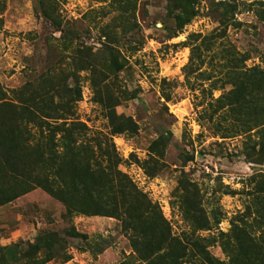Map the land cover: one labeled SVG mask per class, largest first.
I'll return each mask as SVG.
<instances>
[{"label":"rangeland","instance_id":"374dc122","mask_svg":"<svg viewBox=\"0 0 264 264\" xmlns=\"http://www.w3.org/2000/svg\"><path fill=\"white\" fill-rule=\"evenodd\" d=\"M0 84L30 107L15 121L46 162L73 145L119 161L175 235L193 215L209 220L200 235L227 232L264 174V0H0ZM11 186L0 178V264H16L15 244L70 226L86 240L44 264L133 252V230L115 217L67 215L42 187L12 198ZM209 249L225 259L218 242Z\"/></svg>","mask_w":264,"mask_h":264},{"label":"trees","instance_id":"16d2710c","mask_svg":"<svg viewBox=\"0 0 264 264\" xmlns=\"http://www.w3.org/2000/svg\"><path fill=\"white\" fill-rule=\"evenodd\" d=\"M110 62L120 68L114 54ZM32 114L26 104L12 102L0 84V178L12 176L10 196L16 198L33 186H40L61 201L67 215L83 214L115 217L133 230L132 253L118 264H264V174L252 177L253 198L230 222L227 232L202 236L199 230H211L207 218L192 216L191 229L183 236L172 233L168 222L150 199L132 180L109 160L103 165L92 149L73 145L64 151L52 150L46 162L40 142L30 130L16 122L15 115ZM27 121V116L21 118ZM8 120L13 124L8 123ZM70 128L83 124L71 122ZM121 127L115 132H120ZM261 146L264 152V128ZM113 145V144H112ZM89 153V156L87 155ZM109 156V152H105ZM111 158V157H110ZM115 158V156H114ZM22 175H28L21 178ZM255 177L259 179L254 180ZM216 222L219 218L214 216ZM71 240L86 236L70 226L61 230H42L25 249L14 253L16 264H44L54 258L66 262L72 258ZM218 242L225 259L213 255L210 246ZM21 246V245H20ZM13 254V253H12Z\"/></svg>","mask_w":264,"mask_h":264}]
</instances>
